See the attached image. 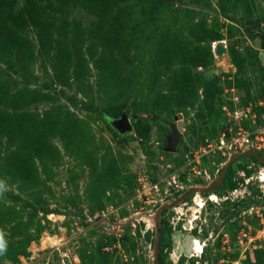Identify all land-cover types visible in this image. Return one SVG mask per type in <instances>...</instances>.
Returning a JSON list of instances; mask_svg holds the SVG:
<instances>
[{
  "label": "rangeland",
  "instance_id": "rangeland-1",
  "mask_svg": "<svg viewBox=\"0 0 264 264\" xmlns=\"http://www.w3.org/2000/svg\"><path fill=\"white\" fill-rule=\"evenodd\" d=\"M260 102L264 0H0V264H264Z\"/></svg>",
  "mask_w": 264,
  "mask_h": 264
},
{
  "label": "flooded vegetation",
  "instance_id": "flooded-vegetation-1",
  "mask_svg": "<svg viewBox=\"0 0 264 264\" xmlns=\"http://www.w3.org/2000/svg\"><path fill=\"white\" fill-rule=\"evenodd\" d=\"M226 128L224 129V131L226 130ZM230 132H231V126H230ZM194 201H195V198H194ZM185 219L186 218H183L180 216L179 222L186 221ZM194 220H195V215H193V221ZM174 224L175 222L173 220L170 221L165 216L163 217V221L160 220V227H159L160 228V236H159L160 241L161 239L164 238L166 233H170L171 234L170 243L168 244L167 247H169V250L173 252L175 256H178L177 260H173V261H179V258H182V261H185V260L187 261L186 258L189 256L188 253H190V251H191V254L189 257H192L194 255L195 251L193 250L195 248L194 246L195 234L198 233V229H196L195 226L190 225L191 232H185L183 229H179L178 226H174ZM175 225H178V224L176 223ZM183 228L185 227L183 226ZM174 233H176V235ZM175 245H176V248H175ZM174 249H176L177 253H175ZM170 251L168 253H170ZM196 256H199V255H196ZM200 264L202 263L200 262Z\"/></svg>",
  "mask_w": 264,
  "mask_h": 264
},
{
  "label": "water",
  "instance_id": "water-1",
  "mask_svg": "<svg viewBox=\"0 0 264 264\" xmlns=\"http://www.w3.org/2000/svg\"><path fill=\"white\" fill-rule=\"evenodd\" d=\"M166 1H171V0H166ZM225 52H226L225 47L222 44H219L218 47H217V54H223ZM112 124L115 125L116 127H118L121 124L123 126V128H120L119 130L122 133H125V132H127V130L129 131V130L132 129L131 122H130V120H129V118H128V116L126 114H123L118 119H114L112 121ZM230 125H231V122H229V123H227V125H225L227 127V129H226V135L227 136L230 135V132H229ZM178 143H179V136L176 134V137L173 138V140H172V144L170 145V147H168L166 149L171 151V152H175L177 150ZM243 155L244 156L245 155L255 156L261 162L264 163V156L259 154L258 151H256V150H248V151H245L243 153L236 154L227 163H225V165L223 167L222 175L220 177V181L218 182V184L222 183V181L224 180L230 163H232L238 157L243 156ZM198 190L200 191L201 188H197L196 187L195 189H193L191 191V193H194V192H196ZM163 207H162V209H163ZM159 227H160V220L157 217V220H156V239H155V259H154L153 264H158V261H159V240H160V237H159L160 236V228Z\"/></svg>",
  "mask_w": 264,
  "mask_h": 264
},
{
  "label": "built area",
  "instance_id": "built-area-1",
  "mask_svg": "<svg viewBox=\"0 0 264 264\" xmlns=\"http://www.w3.org/2000/svg\"><path fill=\"white\" fill-rule=\"evenodd\" d=\"M260 106L262 108L261 111V121H262V126H260L258 133H256L255 135V139H253L251 133L243 128H240L241 130L238 132V135L236 136H232L226 135V130L225 132V138H222V145L227 148V146H229L230 148L236 147L237 149H240V151H248V150H260V147L257 146L254 141L258 140L259 142H263L264 141V102H260ZM250 114V111H249ZM246 116H249L246 114ZM256 116V115H255ZM228 118H229V122H231V124H236L237 121L239 120H243L244 118V108H235L234 110H230L228 112ZM231 126V125H230ZM226 128V127H225ZM227 129V128H226ZM232 137V140L228 143L225 142V140H228L229 138Z\"/></svg>",
  "mask_w": 264,
  "mask_h": 264
},
{
  "label": "bare ground",
  "instance_id": "bare-ground-1",
  "mask_svg": "<svg viewBox=\"0 0 264 264\" xmlns=\"http://www.w3.org/2000/svg\"><path fill=\"white\" fill-rule=\"evenodd\" d=\"M218 55H222V54H218ZM215 196V195H214ZM196 249H197V251H201V247H200V245H196Z\"/></svg>",
  "mask_w": 264,
  "mask_h": 264
},
{
  "label": "trees",
  "instance_id": "trees-1",
  "mask_svg": "<svg viewBox=\"0 0 264 264\" xmlns=\"http://www.w3.org/2000/svg\"><path fill=\"white\" fill-rule=\"evenodd\" d=\"M254 158H256V157H254ZM257 159V158H256ZM258 160V159H257ZM259 161V160H258ZM21 170H24L23 168H21ZM22 172V171H21Z\"/></svg>",
  "mask_w": 264,
  "mask_h": 264
}]
</instances>
